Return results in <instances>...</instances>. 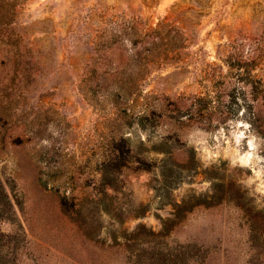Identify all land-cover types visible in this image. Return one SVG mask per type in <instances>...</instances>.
<instances>
[{"label":"rangeland","instance_id":"obj_1","mask_svg":"<svg viewBox=\"0 0 264 264\" xmlns=\"http://www.w3.org/2000/svg\"><path fill=\"white\" fill-rule=\"evenodd\" d=\"M0 3V264H264V0Z\"/></svg>","mask_w":264,"mask_h":264},{"label":"trees","instance_id":"obj_2","mask_svg":"<svg viewBox=\"0 0 264 264\" xmlns=\"http://www.w3.org/2000/svg\"><path fill=\"white\" fill-rule=\"evenodd\" d=\"M0 8H3L0 12V24L9 25V22L11 21L10 9L7 8V6H4L2 3H0ZM108 179L109 178H106V182L107 184H110Z\"/></svg>","mask_w":264,"mask_h":264}]
</instances>
